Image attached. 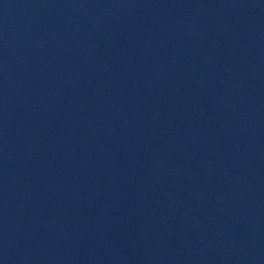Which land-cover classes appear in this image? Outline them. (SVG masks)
I'll return each mask as SVG.
<instances>
[{"label": "water", "instance_id": "water-1", "mask_svg": "<svg viewBox=\"0 0 264 264\" xmlns=\"http://www.w3.org/2000/svg\"><path fill=\"white\" fill-rule=\"evenodd\" d=\"M0 264H264V0H0Z\"/></svg>", "mask_w": 264, "mask_h": 264}]
</instances>
